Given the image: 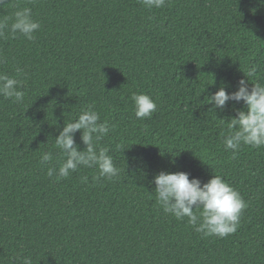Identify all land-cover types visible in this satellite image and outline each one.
Instances as JSON below:
<instances>
[{"label": "trees", "instance_id": "1", "mask_svg": "<svg viewBox=\"0 0 264 264\" xmlns=\"http://www.w3.org/2000/svg\"><path fill=\"white\" fill-rule=\"evenodd\" d=\"M17 5L41 29L35 41L0 40V73L21 69L25 92L22 104L0 96V264L21 253L33 264H264V149L233 159L218 119L244 105L209 113L207 100L223 85L236 91L253 67L250 82H264V0L151 10L139 0H11L0 17ZM133 93L157 102L151 119H136ZM90 104L112 126L101 146L120 176L95 181L97 170L81 168L49 177L41 155L51 150L59 167L54 139ZM76 143L85 149L79 132ZM161 171L202 183L222 175L249 205L238 231L204 239L166 214L152 193Z\"/></svg>", "mask_w": 264, "mask_h": 264}, {"label": "clouds", "instance_id": "2", "mask_svg": "<svg viewBox=\"0 0 264 264\" xmlns=\"http://www.w3.org/2000/svg\"><path fill=\"white\" fill-rule=\"evenodd\" d=\"M10 3L11 0H0V8ZM139 3L149 10L162 9L168 0H139ZM15 7L11 15L0 17V40L23 37L35 41V33L41 29V24L33 18L30 7ZM5 62L6 58L0 55V64ZM16 71L17 77L23 75L21 69L17 68ZM255 75L256 68L253 67L245 74L247 79L239 80L236 91L229 93L227 88L230 86L223 85L207 98L209 104L213 105L209 113L224 111L229 102H242L244 105L243 110L235 109V116L218 119L227 125V133H222L223 144L225 150L232 153L233 159L244 147L264 149V82H250V78ZM17 77L0 73V96L22 104L25 100V92L21 90L24 81ZM131 100L137 120L151 119L158 110L157 102L149 94L133 93ZM94 107L90 104L82 109L75 119L65 123L54 139V148L64 156L58 168L52 163L54 155L51 150L41 155L40 164L48 167L49 177L67 179L81 168L97 170V175L93 177L95 181H111L120 176L121 168L116 166L110 155L111 149L101 146V141L109 136L112 126L107 120L101 121ZM77 132L81 133V141L86 146L84 150L76 143ZM120 147L117 145V148ZM87 181V176L81 177L82 183ZM153 183L155 190L152 193L155 194L157 206L178 221L186 219L189 226L204 239H223L235 234L249 206L241 193L216 173L207 183H202L198 178L190 179V175L185 172L161 171L154 177ZM15 261L17 264H33L31 255L25 256L22 253L15 256Z\"/></svg>", "mask_w": 264, "mask_h": 264}]
</instances>
